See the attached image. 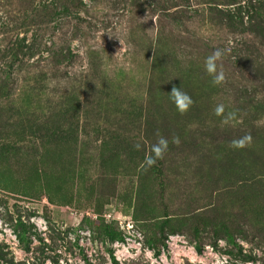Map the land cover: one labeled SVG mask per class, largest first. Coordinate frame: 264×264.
<instances>
[{
    "label": "rangeland",
    "instance_id": "rangeland-1",
    "mask_svg": "<svg viewBox=\"0 0 264 264\" xmlns=\"http://www.w3.org/2000/svg\"><path fill=\"white\" fill-rule=\"evenodd\" d=\"M77 1L0 0V264H264V0Z\"/></svg>",
    "mask_w": 264,
    "mask_h": 264
},
{
    "label": "trees",
    "instance_id": "trees-1",
    "mask_svg": "<svg viewBox=\"0 0 264 264\" xmlns=\"http://www.w3.org/2000/svg\"><path fill=\"white\" fill-rule=\"evenodd\" d=\"M53 2L47 3L45 4V10L47 8H50V6L52 5V7L57 3L56 7L60 8L61 11L58 13L59 15V22H60V32L63 31L66 27L70 26L73 23V27L74 29L76 28V30L80 31V25H82V27L84 28L85 26V19L83 17H81V11L83 10L84 6H81V2L77 1V0H52ZM59 4V6H58ZM82 7V8H81ZM82 28V29H83ZM73 29V31H74ZM82 32V30H81ZM73 32H71L72 35ZM70 40H73V38H70ZM58 54L62 56L59 57V63H61L62 61H70L72 59L73 56V52H72V48H71V44L69 45H64L62 47L59 48L58 50ZM264 155V153H262ZM259 177H264L261 176L262 174H259ZM163 237L165 239L168 240L167 237H165V234L163 232L161 238L159 239V241L162 242L161 246L159 245H154L152 247L155 256L158 258L162 255L164 249H168V244L166 242L163 241ZM19 241L21 243H23L25 245V250L29 249V246L27 245L26 239L23 236H19ZM197 251L199 253H202V249L200 246H197ZM88 264H91L90 262H88Z\"/></svg>",
    "mask_w": 264,
    "mask_h": 264
},
{
    "label": "clouds",
    "instance_id": "clouds-1",
    "mask_svg": "<svg viewBox=\"0 0 264 264\" xmlns=\"http://www.w3.org/2000/svg\"><path fill=\"white\" fill-rule=\"evenodd\" d=\"M111 36H113L111 33H109ZM114 37V36H113ZM116 38L119 39L120 41V38L119 36H115ZM120 43L122 44V41H120ZM220 53L219 51L217 50L213 56H210L208 57V59L206 60L205 62V68H206V71L213 76V81L214 83L216 84H220L223 82L224 80V76L223 74H216V64H215V61L216 59L219 57ZM171 99L173 101V103H175L178 111L180 113H184L186 112L190 105L192 104V100H191V97L183 92L179 87H173V89L171 90ZM224 112V106L223 105H218L216 108H215V113L216 115H221L222 113ZM175 143L179 144V138H176ZM245 145H244V142L243 141H233V147L235 148H243ZM166 147H167V141L166 140H163L161 139L159 141V143L157 145L154 146V152L156 153V156L158 158H162V155H163V152L166 151ZM155 163V160L152 159V158H149L148 161H147V164L150 166L151 164Z\"/></svg>",
    "mask_w": 264,
    "mask_h": 264
}]
</instances>
